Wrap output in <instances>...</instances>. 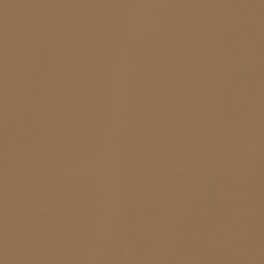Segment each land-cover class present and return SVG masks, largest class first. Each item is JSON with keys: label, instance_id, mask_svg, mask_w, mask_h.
<instances>
[{"label": "water", "instance_id": "1", "mask_svg": "<svg viewBox=\"0 0 264 264\" xmlns=\"http://www.w3.org/2000/svg\"><path fill=\"white\" fill-rule=\"evenodd\" d=\"M0 264H264V0H0Z\"/></svg>", "mask_w": 264, "mask_h": 264}]
</instances>
